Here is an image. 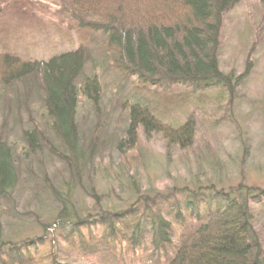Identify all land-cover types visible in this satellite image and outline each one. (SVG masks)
I'll use <instances>...</instances> for the list:
<instances>
[{
	"label": "trees",
	"instance_id": "1",
	"mask_svg": "<svg viewBox=\"0 0 264 264\" xmlns=\"http://www.w3.org/2000/svg\"><path fill=\"white\" fill-rule=\"evenodd\" d=\"M54 1L60 19L74 22L82 33L102 35L116 68L126 80L138 83V94L160 101L164 96L178 100L213 89L229 94L233 90L231 78L219 67L220 38L224 17L240 0ZM0 7V23L40 11L31 0H0ZM7 51L0 50V89L18 108L34 98L40 102L45 125L64 150L67 172L78 180L89 162L83 151L95 158L102 148L99 128L83 142L77 123L81 98L95 114L102 102L99 77L84 75L87 50L78 47L40 62H25ZM177 89L183 94L169 92ZM127 123L119 153L136 146L138 129L146 135L160 134L171 146L193 144L189 122L164 124L140 102L127 107ZM29 129L24 130L26 144L32 151L40 150L45 136L37 127ZM7 144L0 142V202L9 199L18 181L14 153ZM212 189L141 195L123 209L75 217L70 212L73 204L57 195V238L50 237V230L38 238L6 242L1 238L0 213V264H37L40 248L60 251L59 244L85 261L111 254L125 264H139L138 256L149 264H264V237L253 227V209L259 205L264 210V189ZM50 264H58L54 256Z\"/></svg>",
	"mask_w": 264,
	"mask_h": 264
},
{
	"label": "rangeland",
	"instance_id": "2",
	"mask_svg": "<svg viewBox=\"0 0 264 264\" xmlns=\"http://www.w3.org/2000/svg\"><path fill=\"white\" fill-rule=\"evenodd\" d=\"M31 1L40 11L1 19L0 50L14 51L25 62H40L84 47L89 60L84 75L99 77L102 102L95 114L81 98L77 123L83 142L99 128L102 148L93 158L83 144L89 162L76 180L67 172L61 144L45 125L40 102L34 98L18 108L0 89V142L11 146L18 175L12 195L0 202L4 241L38 238L50 230V237L57 238L61 211L57 195L73 204L70 212L75 217L123 209L141 195L191 193L206 187L264 189V3L240 0L224 17L219 67L231 78L230 94L213 89L157 101L135 92L138 83L126 80L116 68L114 53L101 34L82 33L74 22L60 19L54 0ZM108 56L112 62L104 60ZM169 92L183 94L178 89ZM136 102L147 105L164 124L189 122L195 134L192 146H171L160 134L146 135L138 129L136 146L119 153L117 145L128 126L127 107ZM30 127H37L47 140L40 150L32 151L25 142L24 130ZM253 213V227L264 237V210L258 205ZM59 249L40 248L37 264H50L53 256L58 264H125L111 254L85 261L63 244ZM142 257L138 263L149 264Z\"/></svg>",
	"mask_w": 264,
	"mask_h": 264
}]
</instances>
